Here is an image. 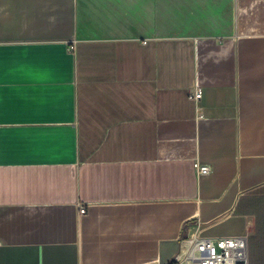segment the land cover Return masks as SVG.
Here are the masks:
<instances>
[{
	"label": "crops",
	"instance_id": "crops-1",
	"mask_svg": "<svg viewBox=\"0 0 264 264\" xmlns=\"http://www.w3.org/2000/svg\"><path fill=\"white\" fill-rule=\"evenodd\" d=\"M195 234L264 264V0H0V264Z\"/></svg>",
	"mask_w": 264,
	"mask_h": 264
},
{
	"label": "built area",
	"instance_id": "built-area-1",
	"mask_svg": "<svg viewBox=\"0 0 264 264\" xmlns=\"http://www.w3.org/2000/svg\"><path fill=\"white\" fill-rule=\"evenodd\" d=\"M191 100L198 103L202 89L195 88L190 93ZM195 168L201 174L210 172V166L199 161ZM85 213L86 208L82 207ZM177 264H249V241L245 235L211 237L195 234L181 241Z\"/></svg>",
	"mask_w": 264,
	"mask_h": 264
},
{
	"label": "trees",
	"instance_id": "trees-1",
	"mask_svg": "<svg viewBox=\"0 0 264 264\" xmlns=\"http://www.w3.org/2000/svg\"><path fill=\"white\" fill-rule=\"evenodd\" d=\"M172 264H177L176 262H173Z\"/></svg>",
	"mask_w": 264,
	"mask_h": 264
}]
</instances>
